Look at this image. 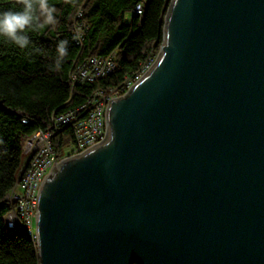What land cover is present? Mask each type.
I'll use <instances>...</instances> for the list:
<instances>
[{"label":"water","instance_id":"1","mask_svg":"<svg viewBox=\"0 0 264 264\" xmlns=\"http://www.w3.org/2000/svg\"><path fill=\"white\" fill-rule=\"evenodd\" d=\"M166 12L106 136L42 178L40 264H264V0Z\"/></svg>","mask_w":264,"mask_h":264},{"label":"trees","instance_id":"2","mask_svg":"<svg viewBox=\"0 0 264 264\" xmlns=\"http://www.w3.org/2000/svg\"><path fill=\"white\" fill-rule=\"evenodd\" d=\"M143 2L142 13L136 6ZM171 0H49L58 23L29 33L31 44L21 50L0 38V264H40L37 240L23 225L5 222L12 204L6 198L24 173L28 153L24 140L38 129L51 131L58 155L76 146L73 122L55 127L61 114L76 112L98 90L122 89L163 42L164 20ZM14 0H0V11ZM128 15H131L127 18ZM68 41V55L59 71L51 70L56 45ZM38 49V51H36ZM113 56L115 67L94 81L72 74L94 56ZM66 155V154H65ZM136 264V263H135Z\"/></svg>","mask_w":264,"mask_h":264},{"label":"built area","instance_id":"3","mask_svg":"<svg viewBox=\"0 0 264 264\" xmlns=\"http://www.w3.org/2000/svg\"><path fill=\"white\" fill-rule=\"evenodd\" d=\"M145 1V0H142ZM143 2H140L135 12L142 13ZM157 53L150 56L143 67L131 78H128L124 87L120 90L109 89L108 92L98 90L94 97L91 98L85 106L89 107L87 116L84 119H76V112H68L53 120L55 127L62 123L73 122L76 135V146L71 153L59 156L53 144V136L51 131L38 129L32 135L24 140V148L29 155L27 165L21 179L7 194V199L12 204V208L7 213L5 222L11 228L23 225L31 236L37 240L36 235V202L37 194L42 178L49 173L51 165L55 161H62L63 158L72 156L85 151L92 145L98 144L105 136L107 129L106 122V105L112 97L124 95L131 85L141 78L146 70H148L157 57ZM115 62L113 56L98 57L94 56L85 61L83 66L72 74L76 81L89 80L94 81L97 77L107 74L114 69Z\"/></svg>","mask_w":264,"mask_h":264},{"label":"clouds","instance_id":"4","mask_svg":"<svg viewBox=\"0 0 264 264\" xmlns=\"http://www.w3.org/2000/svg\"><path fill=\"white\" fill-rule=\"evenodd\" d=\"M56 12L57 9L49 4V0H14L12 8L0 11V38L21 50L28 49L31 44L29 33L44 26L56 25ZM56 53L51 70L59 71L68 55L67 40L57 43Z\"/></svg>","mask_w":264,"mask_h":264},{"label":"rangeland","instance_id":"5","mask_svg":"<svg viewBox=\"0 0 264 264\" xmlns=\"http://www.w3.org/2000/svg\"><path fill=\"white\" fill-rule=\"evenodd\" d=\"M131 15H128L127 16V18H129ZM159 53V52H158ZM65 148V150H64V153H63V155H65V154H67V153H69L70 151H71V148H70V146H66V147H64ZM26 151V150H25Z\"/></svg>","mask_w":264,"mask_h":264}]
</instances>
